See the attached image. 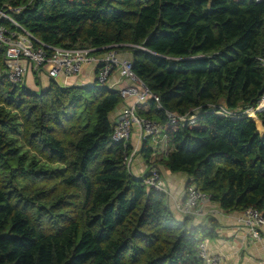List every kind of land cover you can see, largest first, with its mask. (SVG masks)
<instances>
[{
	"label": "trees",
	"instance_id": "16d2710c",
	"mask_svg": "<svg viewBox=\"0 0 264 264\" xmlns=\"http://www.w3.org/2000/svg\"><path fill=\"white\" fill-rule=\"evenodd\" d=\"M0 10L49 46H135L133 70L163 105L139 114L172 145L152 161L145 141L149 165L187 174L223 210L264 213V110L263 127L245 113L264 96V0H0ZM123 102L96 80L35 90L0 75V264H201L217 223L178 217L131 173L133 146L112 139ZM165 109L195 119L173 123Z\"/></svg>",
	"mask_w": 264,
	"mask_h": 264
},
{
	"label": "built area",
	"instance_id": "2783aa9c",
	"mask_svg": "<svg viewBox=\"0 0 264 264\" xmlns=\"http://www.w3.org/2000/svg\"><path fill=\"white\" fill-rule=\"evenodd\" d=\"M263 1V0H255ZM20 11V8H16ZM3 17L9 18L15 28L8 27L1 22ZM37 40L29 31L25 30L15 19L0 10V48L4 49L6 68L3 74L15 84H25L27 74L31 69L47 74L50 78L58 79L61 76H76L87 64H94L97 68L96 81L100 84L109 83L110 77L118 70L120 75L126 78L129 83L120 87L124 101L131 99L133 103L124 105L122 111L117 114L114 120L112 139L115 142L130 143L134 128H138L142 138L156 137L162 130L160 123L153 118L141 116L138 113V106L154 99L157 106L163 109L160 96L153 92L145 82L133 70L131 59L123 58L119 49L83 47H53L40 42V46L34 44ZM112 49V50H111ZM264 110V96L255 108L246 110V115L253 117ZM166 116L170 122L194 120L195 116L179 115L176 112L165 109ZM220 115L230 113L225 108L219 112ZM153 147V146H152ZM154 149V147H153ZM140 149L133 148L124 157V162L130 170L133 161ZM143 182L148 188H153L172 195L162 173L156 167H152L143 174ZM211 194L201 190L194 184L187 187L186 193L180 200L176 201L175 210L182 217L192 216L195 220L203 221L208 215L214 212L211 209ZM240 224L247 228L252 240H262L264 230V213L256 207H248L242 211L238 219ZM197 254L201 264H221L225 259L224 255L215 252L209 245V238L203 239L198 247Z\"/></svg>",
	"mask_w": 264,
	"mask_h": 264
},
{
	"label": "crops",
	"instance_id": "0c3cea01",
	"mask_svg": "<svg viewBox=\"0 0 264 264\" xmlns=\"http://www.w3.org/2000/svg\"><path fill=\"white\" fill-rule=\"evenodd\" d=\"M120 54L123 58L126 56L125 58L132 59V53L130 54V52L125 53L124 50L120 52ZM5 68L6 62L4 57L3 63L0 62V75ZM96 76L97 68L93 64H88L84 66L83 70L78 75L71 77L61 76L56 79V81L62 85H83L95 82ZM27 78L28 84L36 90L48 86L51 79L47 74L31 68L27 74ZM128 83L129 81L126 78L120 76L118 70L113 73L109 80V84L113 85L115 89H119V87L127 85ZM151 101L152 100L149 99L146 103L141 105V108L145 110V112L150 110ZM125 103L131 104L133 101L131 99L124 101L116 112L113 113L112 119L121 112ZM145 141H148L149 144L154 147L153 157L157 160L161 159L162 156H166L167 152L172 149V145L168 143L164 129L161 130L158 136L152 137V139H149V137L145 139L140 136L138 128H134L130 143L133 148L140 149V151L137 153L130 171L136 176H142L152 167L158 168L164 179H166L165 181L169 187L172 188V195L168 196L171 209L178 217H182L180 213L175 210V206L176 201L180 200L187 191L189 176L183 172L172 173L161 164L149 165L141 153ZM211 209H213L214 212L208 215L202 222L210 226V220L214 219L217 223L214 237L209 238V245L213 251L224 255L225 259L221 264H264V230L262 232L263 239L254 241L249 236L247 228L238 221L242 215V211L223 210L218 204L213 202L211 203ZM196 221L200 222V220Z\"/></svg>",
	"mask_w": 264,
	"mask_h": 264
},
{
	"label": "rangeland",
	"instance_id": "374dc122",
	"mask_svg": "<svg viewBox=\"0 0 264 264\" xmlns=\"http://www.w3.org/2000/svg\"><path fill=\"white\" fill-rule=\"evenodd\" d=\"M12 14V13H11ZM13 15V14H12ZM110 46V47H109ZM122 47L124 48V47H126L127 49L125 50V53H127V52H130V54L132 53L130 50H129V47H135V46H133L132 44H126L125 46H123L122 44H110V45H107V47H104V49L103 50H108L109 48H114V49H119V52H122V51H124L123 49H122ZM112 50V49H111ZM125 57L126 56H124V59H125ZM90 64H92V63H90ZM88 65V64H87ZM94 65V64H93ZM84 68V67H83ZM121 76V75H120ZM122 77V76H121ZM123 78V77H122ZM36 79V78H35ZM142 80V82H145L143 79H141ZM36 81V80H35ZM26 84H28V78H26V82H25ZM146 83V82H145ZM29 85V84H28ZM30 86V85H29ZM108 86L109 87H111V88H114L113 87V85H111V84H109L108 83ZM31 87V86H30ZM122 87V86H121ZM32 88V87H31ZM120 88V87H119ZM34 89V88H33ZM36 90V89H35ZM37 90H40V89H37ZM137 109H139V108H137ZM122 111V110H121ZM138 113H139V111H138ZM142 116V115H141ZM254 116H256V117H258V115H254ZM115 118H117V116L115 117ZM115 118L113 119V120H115ZM260 118V117H259ZM258 118V119H259ZM257 119V120H258ZM261 119V118H260ZM258 122V124L259 125H261L262 124V119H261V121L260 120H258L257 121ZM261 122V123H260ZM262 127H263V124H262ZM262 130L264 131V129L262 128ZM149 139H152V137H149ZM153 161H155V158L153 157V159H152ZM166 180V179H165ZM167 186H168V188L172 191V188H170L169 187V185L167 184ZM174 191V190H173Z\"/></svg>",
	"mask_w": 264,
	"mask_h": 264
},
{
	"label": "bare ground",
	"instance_id": "6f19581e",
	"mask_svg": "<svg viewBox=\"0 0 264 264\" xmlns=\"http://www.w3.org/2000/svg\"><path fill=\"white\" fill-rule=\"evenodd\" d=\"M109 47H110V46H109ZM254 118H258V117L254 116Z\"/></svg>",
	"mask_w": 264,
	"mask_h": 264
},
{
	"label": "water",
	"instance_id": "95a60500",
	"mask_svg": "<svg viewBox=\"0 0 264 264\" xmlns=\"http://www.w3.org/2000/svg\"><path fill=\"white\" fill-rule=\"evenodd\" d=\"M263 124V123H262Z\"/></svg>",
	"mask_w": 264,
	"mask_h": 264
}]
</instances>
